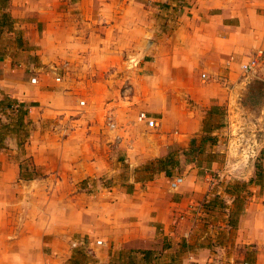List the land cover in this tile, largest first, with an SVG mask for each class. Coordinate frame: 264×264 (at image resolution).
Masks as SVG:
<instances>
[{
  "label": "crops",
  "instance_id": "0c3cea01",
  "mask_svg": "<svg viewBox=\"0 0 264 264\" xmlns=\"http://www.w3.org/2000/svg\"><path fill=\"white\" fill-rule=\"evenodd\" d=\"M64 1L72 8L61 13L59 0H9L5 11L11 22L0 32L1 38L5 34L7 41L10 40L3 43L5 52L0 57V101L3 98L13 99L23 103L25 109L26 104L30 103L27 113H32L34 103L40 100L49 106L40 113H83L86 100L81 99L83 106H79V101L74 109H69L67 102L58 111L53 107V91H38L34 84L41 75H53L59 77L58 82L63 79L75 87H85L87 97H98L94 90L101 87L99 89L104 90L113 103L129 104L130 113L126 115V122L129 121L127 133L130 131L132 137L131 141L122 140L118 148L132 168L166 155L169 145L184 147L188 136H198L202 132L204 118L198 108L207 110L209 106L224 104L227 112L235 113L233 108L230 110L232 99L228 98L220 81L232 84L242 73L241 65L256 58L258 66L264 60V0H195L192 8L177 16L171 26L172 35L177 37L169 48L171 64L164 62L166 58L160 55L164 44L157 40L150 42L143 51L145 60L143 57V61L135 67L144 70L143 77L155 87L143 91V87L137 85L140 79H134L129 73L130 66V71L135 68L125 60L120 62L117 59L118 55H122L116 50V39L121 34L117 23L129 20L125 14L109 17L104 24H100V18L94 14L95 0L89 1L92 7L89 11L83 8L84 0ZM73 6H76L77 13L70 12ZM64 16L68 19L66 24L61 19ZM142 19L146 21L147 16ZM72 20L76 22L70 23ZM63 29L66 30L62 35ZM106 31L111 32L108 35ZM139 31L146 34L142 26ZM201 72L208 81L199 89L197 85L201 78L198 73ZM186 76L192 79H186ZM258 78L264 81V77ZM31 79H35V83H31ZM191 84L193 86L188 88ZM122 85L125 88L117 90ZM186 94L198 107L185 109L184 115H181L180 111L177 112V99ZM238 96L236 98L240 99ZM136 110L154 119L159 126L158 132L152 133L158 139L143 150L136 147L135 141L142 134L149 135L150 132L145 123L136 122ZM115 111L111 113L117 115ZM73 121L80 125L82 117ZM181 134L186 135L184 140L180 139ZM172 178L158 173L143 182L137 179V174L131 173L132 187L129 190H107L102 193L101 203L97 202L101 192L92 194L91 201L97 202L98 206L93 208L91 217L86 218L87 208H83L80 224L64 225L62 221L65 216H69L71 211L78 212L79 201L85 194L76 185L80 177L60 175L51 187L42 224L33 226L23 223L25 225L19 227L4 224L0 245L3 244L5 248L1 251L0 262L108 264L115 251L119 253L129 246L147 247L155 235V224L162 225L165 230L170 224L180 226L185 220L181 212L187 213L188 218L193 217L192 206L206 194V184L191 174L182 178L181 185L175 193H171L168 184ZM260 191L257 199L254 194L252 196L256 202L245 204L232 230L235 232V244L247 246L254 252L252 264H264V187ZM53 196L60 199V207L54 212L51 207ZM117 197L123 202H134L143 209L127 228L117 225L111 215L119 203ZM178 199L179 202H175ZM64 208L68 213H64ZM57 222L59 224L55 225ZM193 223L194 220L188 222V229H175H180L178 233L181 236L191 237ZM170 234L174 233L170 231ZM97 241L102 242L103 246H96ZM73 243L77 245L76 248H71ZM91 249L92 255L85 257Z\"/></svg>",
  "mask_w": 264,
  "mask_h": 264
},
{
  "label": "rangeland",
  "instance_id": "374dc122",
  "mask_svg": "<svg viewBox=\"0 0 264 264\" xmlns=\"http://www.w3.org/2000/svg\"><path fill=\"white\" fill-rule=\"evenodd\" d=\"M84 1L83 8L89 11L92 8L89 2L91 0ZM95 2L94 14L100 18V24L121 14H125L126 19H129L117 23L121 34L116 39V50L122 52L117 59L120 62L125 60L136 69L135 66L145 60L143 51L150 42L156 40L164 44L160 53L166 58L164 62L171 64L170 49L177 40L176 35L171 33V26L177 16L187 13V8H192L195 0H95ZM8 3L9 0H0V15L8 7ZM59 3L61 13L72 8L64 0H59ZM70 12L77 13L76 6H73ZM145 16L146 21L142 19ZM61 19L64 24L68 21L65 16ZM140 26L145 28L146 34L139 31ZM65 30L63 29L62 35ZM6 37L2 34L1 38L0 33L1 56L5 52L3 43L10 41H7ZM128 69L131 70V66ZM135 69L129 70V73L134 79H140L137 85L143 87V91L148 87L155 88L149 85L146 77H143L144 70ZM263 72L264 60L260 61L254 70L242 72L238 80L232 84L221 80L220 86L228 98L232 99L230 110L233 108L235 113L227 112V106L224 104L209 106L207 110L203 107L198 108L200 114L204 116L203 120L208 121V138L202 140V132L193 138L187 135L184 147L172 144L167 148L166 154H173L178 161V167L172 170L171 177L184 178L191 174L206 184L207 191L203 199L192 206L193 217L188 218L187 213L181 212L185 216L184 222L180 226L170 224L167 230L163 229L162 225L155 224V235L147 247L129 246L119 253L115 251L108 264H239L241 261L254 263V252L247 246L235 244V232L229 227V223L236 225L238 217L235 213L238 202L233 196L227 195L226 191L235 190L232 189L234 186L238 187L237 190H242L239 189V185L244 184L245 190L251 193L250 198L244 201L247 205L256 202L258 191L264 187V81L258 78L264 77ZM198 76L201 78L197 85L200 89L208 80L207 77L202 78V72L198 73ZM54 77L57 76L41 75L34 84L38 91H53L54 109L58 111L63 109L67 102L68 108L74 109L75 104L81 99L87 101V106L83 113H40L41 110L49 108L40 100L34 103L32 113H27L21 127L13 126L14 113H1L0 110V123L11 127L4 133L0 148V235L4 224L13 227H19L23 223L33 226L42 224L45 208L49 205L51 187L56 184L60 175L80 177L76 185L85 194L79 201L80 209L78 212L71 211L62 221L64 225H77L80 224V213L83 208H87L86 218L91 217L93 208L98 206L97 202L101 203L103 200V192L113 188L117 191L123 188L129 190L132 187L131 173L137 174V179L143 182L157 174L151 172L153 169H146L151 160L137 168L130 167L125 161V155L118 148L122 140L131 141L132 134L130 131L127 133L129 121L126 122V115L130 113L129 104L113 103L107 93L99 89L101 87L94 90L95 94H99L98 97H87L85 87H75L63 79L62 82L56 83ZM186 79L192 78L186 76ZM192 86L193 84L188 88ZM124 88L122 85L117 87V90ZM236 95H239L240 99H237ZM177 100L179 101L177 112L180 111L181 115H184L185 109L192 110L198 107L188 94ZM110 102L112 105H109ZM28 106L30 103L26 104L27 111ZM213 107H218L219 110L214 111L209 117L208 113ZM115 109L117 115L111 113ZM136 113L138 122L137 117L141 113L137 110ZM81 117L82 123L76 125L77 122L73 120ZM108 118L114 124L113 129L106 125ZM158 129L159 126L155 131L149 129V135L142 134L135 141L136 147L142 150L151 147L158 139L152 133H157ZM180 137L184 140L186 135L181 134ZM192 140L194 144L191 146ZM20 167L23 173H30L31 178H21ZM256 168L262 171L260 190L249 183L251 179H255ZM49 175L50 178L45 180ZM168 191L175 193L176 190L170 189L168 184ZM97 192H101L100 200L93 203L91 196ZM253 194L256 199H253ZM116 201L119 203L111 213L112 218L121 228H127L131 225V220L141 214L143 209L134 202H123L118 197ZM209 201H212L213 205L209 204ZM175 202H179V199ZM61 203L65 204L63 201ZM51 207L52 212L59 209V197H52ZM64 213H68L67 208H64ZM193 220V235L181 236L179 230L188 229V222ZM54 224L57 225L59 222ZM176 227L180 229L176 230ZM170 231L174 234H170ZM4 248L5 246L1 244L0 256ZM145 251L151 253L148 258H144L142 254ZM86 254L87 258L91 256L92 249ZM0 264L10 263L2 261Z\"/></svg>",
  "mask_w": 264,
  "mask_h": 264
},
{
  "label": "trees",
  "instance_id": "16d2710c",
  "mask_svg": "<svg viewBox=\"0 0 264 264\" xmlns=\"http://www.w3.org/2000/svg\"><path fill=\"white\" fill-rule=\"evenodd\" d=\"M2 3V2H1ZM11 21V18L9 16L8 13H6V11L2 12L0 15V30L4 27H9V22ZM1 57V55H0ZM12 105H16L17 109L15 114V123L13 126L15 127H21L22 126V122L24 120V118L27 115V110L24 107L23 103H18L13 99H9V98H3L0 101V110L2 111L1 113H4L6 111H10L11 110V106ZM218 107H213L211 108L209 114V117L211 114L214 113V111H218ZM221 114V113H219ZM8 128H10V125H2L0 123V148H2V140H3V135L6 131H8ZM202 133H203V137L202 140H206V138H208L209 136V127H208V121L203 120L202 123ZM194 144V140L191 141V146ZM178 167V161L175 158V156L173 154H166L162 157H159L155 160H152L151 162H149V164L147 165L146 169H153L151 172L153 173H163L166 177H171L172 176V170L174 168ZM19 169H21V171L19 172V176L21 178L24 179H29L31 178V174L30 173H23L22 172V168L20 167ZM257 172L255 173V179H251L249 181L250 184H252L253 186H256L258 188L262 187V175L260 172L261 169L260 168H256ZM259 170V171H258ZM151 178H147V180H150ZM245 185L244 184H240L239 185V189L242 190H237L238 187L234 186L232 189V191H226L227 195L233 196L234 200L238 202V204L236 205V216L238 217L241 214V211L243 210V208L245 207L244 201L246 200V198L248 199V197H250V192L245 190ZM243 194V195H241ZM209 204H212V201L208 202ZM229 227L234 228L235 225L234 224H230L229 223ZM144 258L145 257H149L150 256V251H145L142 252ZM252 264V262H249Z\"/></svg>",
  "mask_w": 264,
  "mask_h": 264
},
{
  "label": "built area",
  "instance_id": "2783aa9c",
  "mask_svg": "<svg viewBox=\"0 0 264 264\" xmlns=\"http://www.w3.org/2000/svg\"><path fill=\"white\" fill-rule=\"evenodd\" d=\"M257 63H258V61L256 58L250 59L246 64L241 65L242 72L245 73V72H249V71L253 70L257 66ZM204 77H205V75H202V78H204ZM58 81H59V77H56L55 82H58ZM30 82L35 83V79H31ZM83 104L84 103L82 101L79 102V106H83ZM16 109H17V106L12 105L10 111L16 112ZM137 121L145 123L146 127L149 129H155L158 126L157 122L154 119L147 117L144 113H141L138 115ZM106 125L109 129L114 128V124L110 121V118H108ZM181 183H182L181 177H174L169 181V188L172 190H177L178 187L181 185ZM95 244L97 246L102 245V242L97 241V242H95ZM82 245L85 246L84 243H82ZM76 247H77V245L75 243H73L71 245V248H76ZM239 264H251V263H249L247 261H241V262H239Z\"/></svg>",
  "mask_w": 264,
  "mask_h": 264
}]
</instances>
